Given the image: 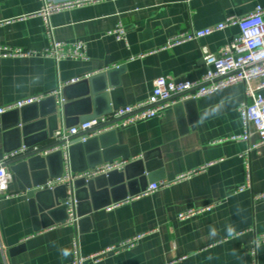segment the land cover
<instances>
[{"label":"crops","instance_id":"obj_1","mask_svg":"<svg viewBox=\"0 0 264 264\" xmlns=\"http://www.w3.org/2000/svg\"><path fill=\"white\" fill-rule=\"evenodd\" d=\"M258 5H264V0H100L63 9L50 17L54 37L69 43L85 42L87 58L0 55V107L48 95L64 85L56 97L55 132L85 113L100 116L115 105L147 99L159 76L199 80L206 72L202 48L217 52L239 33V27L162 49L168 39L185 29L214 25L230 15H247ZM42 6V0H0V45L24 51L49 47L51 37L39 14ZM119 23L126 30V40L111 34ZM74 78L80 80L65 85ZM245 90L246 84L238 83L168 107L159 117L116 129L117 146L130 153L128 163L134 162L130 168L133 176L145 166L151 179L159 182L206 168L135 198L126 196L140 189L134 179L130 185L107 187V191L96 187L93 198L98 209L83 216L77 225L65 224L63 208L54 209L50 218L35 214L24 187L25 182L43 181L41 169L33 175L31 170L21 169L18 174L7 166L13 180L5 194L0 193V264H72L77 232L85 256L143 235L130 249L108 252L99 260L89 258L84 264H253L250 246L264 233V201L253 199L264 190V144L250 150L252 186L238 193L237 188L247 180L242 154L257 140L256 135L250 141L233 138L243 133L239 107L246 99ZM20 118L15 111L0 115V159L20 141L25 147L23 134L17 133L24 126L23 122L17 126ZM30 128V144L43 147L56 142L49 121L38 118ZM144 155V163H136ZM76 157L82 164L83 151L77 150ZM54 162L51 174L60 169V158ZM46 183L34 190L49 189ZM56 192L62 194L63 190ZM53 196L44 193L40 201L49 204ZM114 198L122 203L111 209L100 206L115 203ZM209 205L210 209L193 217H178L189 208ZM90 207L91 200L86 199L82 210ZM16 247L20 248L15 251ZM257 251L259 263L264 264V243Z\"/></svg>","mask_w":264,"mask_h":264},{"label":"built area","instance_id":"obj_2","mask_svg":"<svg viewBox=\"0 0 264 264\" xmlns=\"http://www.w3.org/2000/svg\"><path fill=\"white\" fill-rule=\"evenodd\" d=\"M43 6L40 15L44 18L47 32L51 37V44L42 51H24L6 45H0L1 56H28L42 54L53 57L57 60L64 58L86 59V44L83 41L69 43L58 40L54 37L53 27L50 23L52 14L70 7L82 6L100 0H72L65 2H55L52 0H42ZM238 26L239 33L229 42L224 44L217 52H211L207 47L202 48V56L206 65V72L199 80L176 79L170 75L157 77L153 83L151 95L138 103L126 104L110 112L80 121L70 127L61 126L54 132L56 141H63L61 146H55L46 151L50 153L58 149L63 151L64 171L60 177L50 179L46 186L53 188L55 185H66L65 204L67 206V219L65 224L77 225L79 217L76 213L77 200L75 197L74 181L79 178H94L102 174H107L114 170H121L128 163L124 159H115L112 162H104L94 168L74 172L71 168V161L68 147L73 137L81 142L89 138L98 136L110 130H116L145 119L159 117L163 115L165 109L187 100H196L238 83L246 84V99L239 107L243 120V133L233 137L250 141L253 135L257 136L256 142L252 143L248 150L242 154L247 169L246 183L237 188V192H243L252 186L251 166L249 160L250 150L264 144V5H258L253 11L244 16L230 15L223 21L203 29H185L168 39L162 49H167L184 42L196 41L202 37L211 35L228 27ZM118 40H126V30L122 23H119L111 31ZM143 56V55H141ZM80 78L71 79L65 85L78 82ZM64 85L48 95L28 97L6 106L0 107V115L20 108L25 105L38 102L47 96L59 97ZM251 99V101L249 100ZM26 147L11 150L0 159V193L5 194L8 184L13 180L12 173L7 168V163L18 158ZM206 167L193 169L187 173L177 176L173 180H162L150 183L147 188L132 198L149 195L161 188L169 187L183 179L204 170ZM11 195H8V197ZM254 201H264V190L253 195ZM122 201H117L107 206L108 209L120 205ZM212 207L189 208L179 214V219L193 217ZM80 233L77 232L73 239V260L72 264H84L89 258L101 259L108 252H120L134 247L143 235H138L112 245L107 249L90 256H85L81 251ZM264 243V233L256 236L250 246V254L253 264H260L258 260V247Z\"/></svg>","mask_w":264,"mask_h":264},{"label":"water","instance_id":"obj_3","mask_svg":"<svg viewBox=\"0 0 264 264\" xmlns=\"http://www.w3.org/2000/svg\"><path fill=\"white\" fill-rule=\"evenodd\" d=\"M110 74V73H108ZM83 80V79H82ZM93 79H89L88 81L92 82ZM69 86V85H68ZM66 90V88H64ZM66 99V96H65ZM192 100H187L183 102L177 103L178 105H184ZM49 104V109H45V105ZM122 105H115L108 109V112H110L112 109H116ZM39 108V110H37ZM32 109L35 110L34 113H31ZM57 109H58V103L56 100V96H47L46 98L34 102L29 105H25L20 108H15L13 110H10L8 112L15 111L16 113H19L21 115V118L19 122L17 123V126L23 122L24 126L19 128L17 133H22L24 136V145L27 148L26 152H24L22 155H20L18 158L12 159L7 163V166H10L11 170L15 173H18L21 171V169H28V171L31 170L32 175L34 174V170L41 169L43 174V181L39 183L30 184L29 182H25L24 189L28 190L27 195L30 199V202L32 203L35 214L43 217L46 216L47 218H50V215L53 214L54 209H66L67 214V206L65 203L61 202V199L66 198V185H62L55 189H46L44 191L38 190L35 191L37 187L40 186V184H45L48 181V178H56L60 177L64 170V164H63V151L61 149H58L56 151L46 153L43 155L44 152L47 150L62 145L63 141H56L53 145L49 146H40L37 145L35 142H32V144L29 143V137H31L33 131L31 130V122L34 120H37L38 118H43L45 121H49L50 124V134L53 137L54 130L57 128L56 125H53V122L56 123L57 120ZM7 112V113H8ZM99 114L96 113H85V115H82L81 117H78L74 119L68 127L78 124L80 121L87 120L89 118L98 116ZM47 119H44V118ZM22 146V142L20 141L18 147L20 148ZM18 147L16 149H18ZM82 150L83 151V163L79 165L76 157V151ZM68 152L70 156L71 161V168L74 172H82L91 168H94L95 166L102 164L104 162H112L113 160L117 158H122L124 160H128L131 155L127 150L121 149V147L117 146V136H116V130H110L107 132H104L102 134H99L98 136L92 137L87 139L84 142H81L77 139V137H73L71 139V143L68 147ZM60 158V169L56 173H52L53 166L55 164V159ZM146 155L143 156L142 159H139L136 161V163H144L146 159ZM132 163H127L123 170H114L107 174H102L94 178H79L74 181V188H75V197L77 200V216L80 219L83 218V216L87 215L89 212L98 209V206L95 203L94 197V188L98 187V189L105 188L107 191L108 188H115L118 185H130L131 181L134 179L135 182L140 184V189L136 192H131L128 195L134 196L139 194L140 192L144 191L149 183L154 182L150 174H147L146 167H142L135 176L130 174V168L132 167ZM47 168V169H46ZM48 172H47V171ZM62 189L63 193L59 194L57 193V189ZM44 193H53V201L49 204H45L42 201H40V197ZM125 198V197H124ZM86 199L91 200V207L88 209V211L84 212L82 210L83 203ZM119 199H113V201H117ZM112 201L108 203H104L103 205H100L101 207H105L111 204ZM41 203V205H39ZM41 206L39 208V206ZM68 216H66L67 219ZM65 219V220H66ZM20 247H16L15 251L18 250Z\"/></svg>","mask_w":264,"mask_h":264}]
</instances>
